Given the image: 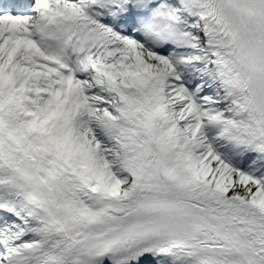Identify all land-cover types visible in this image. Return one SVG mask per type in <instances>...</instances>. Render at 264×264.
Returning <instances> with one entry per match:
<instances>
[{"label":"snow or ice","instance_id":"1","mask_svg":"<svg viewBox=\"0 0 264 264\" xmlns=\"http://www.w3.org/2000/svg\"><path fill=\"white\" fill-rule=\"evenodd\" d=\"M0 264H264V0H0Z\"/></svg>","mask_w":264,"mask_h":264}]
</instances>
